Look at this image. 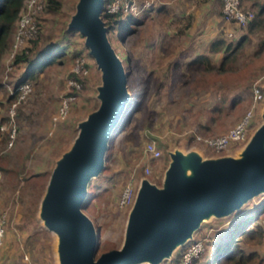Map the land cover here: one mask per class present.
<instances>
[{"label": "rangeland", "instance_id": "obj_1", "mask_svg": "<svg viewBox=\"0 0 264 264\" xmlns=\"http://www.w3.org/2000/svg\"><path fill=\"white\" fill-rule=\"evenodd\" d=\"M255 1L264 2L240 0V3L254 15ZM43 2L36 0L41 9L32 15L37 27L32 39L35 43L31 44L33 51L59 42L70 52L34 70L26 79L29 89L17 102L16 91L8 100L7 95L27 67L21 62L14 64L9 57L18 18L0 59V212L5 216L0 264H57L55 236L37 217L38 202L53 160L68 147L76 132V122L96 102L94 86L99 78L91 57H86L83 88L67 84L73 72L71 49L82 43L78 32L72 31L69 37L65 29L75 0H60L55 12L44 10ZM118 5L125 24L114 27L108 39L123 61L126 85L130 94L132 91L135 94L136 102L135 110L110 140L103 169L87 186L82 211L96 228L94 255L121 242L129 205L121 206L118 201L126 187L131 188L133 195L141 176L159 184L167 152L174 148L196 147L205 156L217 154L194 135L213 136L232 127L251 102L252 85L264 80V13L262 24L251 30L227 23L224 31L222 26L214 30V17L204 12V7H208L214 16L219 14L221 18L220 4L215 0H119ZM227 30L233 36L228 37ZM242 34L244 38L223 62V70H216L229 50L211 52L208 49L211 40L221 35L233 45ZM30 42H25L23 48L30 46ZM197 54L208 56L213 68L206 70L201 63L188 65ZM30 55L35 60L32 51ZM68 94L72 98L66 112L53 120L61 98ZM213 105L220 108L212 110ZM258 123L255 109L249 132ZM148 141H153L159 156L144 153ZM235 146L221 153L230 152ZM145 166L149 169L147 173ZM263 201L264 195L256 196L239 211L202 223L194 234L205 237V251L200 259L214 253V244L228 232L230 225ZM257 223L264 229V211L257 217ZM241 245L245 250L255 247L261 256L260 264H264V241L258 246ZM177 253L161 264H174Z\"/></svg>", "mask_w": 264, "mask_h": 264}, {"label": "water", "instance_id": "obj_2", "mask_svg": "<svg viewBox=\"0 0 264 264\" xmlns=\"http://www.w3.org/2000/svg\"><path fill=\"white\" fill-rule=\"evenodd\" d=\"M104 0H75L65 25L76 31L98 70L94 106L76 122L68 147L53 160L37 208L55 236L57 264H161L191 241L202 223L239 211L264 195V80L259 123L226 153L205 156L196 147L167 152L160 183L141 176L115 248L94 255L97 232L82 211L87 186L103 169L114 131L130 101L126 70L101 18Z\"/></svg>", "mask_w": 264, "mask_h": 264}, {"label": "trees", "instance_id": "obj_3", "mask_svg": "<svg viewBox=\"0 0 264 264\" xmlns=\"http://www.w3.org/2000/svg\"><path fill=\"white\" fill-rule=\"evenodd\" d=\"M110 0H104L103 8L101 11V18L104 22V24L108 28V33L114 28V27H124L123 24L125 19H121V9H117L116 11H108L106 8L107 2ZM23 0H0V59L4 51L6 50L8 46V37L9 34L16 23V20L18 18V11L22 5ZM255 7L257 6V9L255 11V14L253 17L248 21V23L245 25L247 29L251 30L256 26H259L263 22L262 14L264 13V2L258 3L254 2ZM61 2L60 0H44L43 6L44 10L46 11H57L60 7ZM243 28V27H240ZM75 32V31H73ZM72 31H68L66 34L69 36V33H73ZM65 36L67 37V35ZM70 37V36H69ZM68 37V38H69ZM244 38V35L242 34L240 37H238L233 45H231L230 41H225V39L218 35L217 37L213 38L211 42L209 43L208 49L211 52H219L221 49L224 51H228V55H225L226 57H223V59L217 64L215 67L216 70L221 71L223 70V62L225 59L233 54V51L237 48L240 41ZM35 42L31 40L30 46H26L25 48H22L18 50V52L15 54V56L12 58V62L14 64L16 63H24L26 67L23 75L21 78H19L13 85V91L7 95V100L10 99L14 95L15 87L21 83L22 81H25L28 76H30L34 70H39L42 65L46 64L48 61L53 60L54 57H58L60 54H65L67 51L70 52V50L66 49L64 45H60L59 42L49 43L46 44L43 48L40 49V51H33L34 46L31 47V44L33 45ZM72 50V57L73 59L79 55L86 57H89L87 54L86 48L83 46V43H81L80 47H75L73 45ZM31 51L37 56H35V60L30 55ZM40 52V53H39ZM39 53V54H38ZM38 54V55H37ZM87 62V60H86ZM196 63H201L204 67V69L209 70L213 68V65L210 63V59L208 56L204 54H197L195 55L189 62L188 65H195ZM85 68L87 64H84ZM70 77L76 80L79 83L80 89L83 88L85 83V78L83 75L76 74L74 72H70ZM2 88V84L0 83V89ZM75 91V89H73ZM77 90V89H76ZM69 94H74V92L69 91ZM135 94L133 91L130 94V101L127 105L126 112L124 116L122 117L121 123L114 131L116 133L121 126L125 123L127 120L129 114L135 110ZM0 105L2 103L0 102ZM220 107H216L213 105L212 110L218 109ZM113 133V134H114ZM264 211V201L251 213H249L246 216H241L236 221H234L230 227L228 228V232L223 235L219 241L214 244L212 254L208 258L200 259V255L204 253V243L205 240L203 235H197L202 239L203 249L198 254L197 257H195L190 263L188 264H260L261 263V256L258 253L257 249L255 247H249L248 249H244L242 247V243L246 245H252V246H258L264 241V229L262 228V225L257 223V217ZM221 241V242H220ZM177 260L176 258L173 260V263Z\"/></svg>", "mask_w": 264, "mask_h": 264}, {"label": "built area", "instance_id": "obj_4", "mask_svg": "<svg viewBox=\"0 0 264 264\" xmlns=\"http://www.w3.org/2000/svg\"><path fill=\"white\" fill-rule=\"evenodd\" d=\"M119 0H110L106 4L108 11H116L119 8ZM220 4V16L223 21L228 24H232L236 27H244L248 21L252 18L253 14L250 10L245 8L240 0H217ZM41 9V6L36 3V0H23L22 5L18 11V22L16 31L14 34V41L12 44L9 57L13 58L18 50L22 49L25 42L32 40L37 34V27L33 22L32 15ZM232 31H226L228 37L233 36ZM23 38H26L23 41ZM25 48V47H24ZM86 58L79 55L73 59L72 71L76 74L83 75L86 73L84 64ZM67 84L72 88H77L79 83L73 78L67 80ZM29 89L28 81H22L16 87L15 101L23 98L26 91ZM252 98L248 108L239 117L235 124L228 128L226 131L213 136H198L194 135L195 139H200L202 143L214 153H221L232 145H238L243 142L246 138L249 129L251 127V117L254 113L259 100L262 97V90L258 85L253 84L251 88ZM65 96V97H64ZM55 111L52 115V119H56L64 115L67 109V103L69 102L72 95H64ZM13 135V134H11ZM10 135V136H11ZM143 151L150 157L159 156V150L155 147L153 141H148L144 144ZM144 171H149L148 167H144ZM132 192L129 186L123 191L118 201L119 205H129L132 200ZM5 216L0 212V245L2 242V236L4 233ZM203 244L202 239L198 236H194L191 241L181 247L177 253V260L174 264H188L202 251Z\"/></svg>", "mask_w": 264, "mask_h": 264}, {"label": "crops", "instance_id": "obj_5", "mask_svg": "<svg viewBox=\"0 0 264 264\" xmlns=\"http://www.w3.org/2000/svg\"><path fill=\"white\" fill-rule=\"evenodd\" d=\"M215 1H217V0H215ZM217 3H219V1H217ZM252 4H254V2H252ZM251 4V6H253ZM208 6V5H207ZM205 9V13H206V15L209 17H214V20H215V22H216V25L214 26V30L215 29H217L219 26H222V30H226L227 29V23L225 22V21H223L218 15L219 14H217L216 16H214V14H212V12L208 9V7H204ZM182 10V9H181ZM204 14V13H203ZM201 15H202V13H201ZM197 22V21H196ZM194 23H195V21H194ZM218 30V29H217Z\"/></svg>", "mask_w": 264, "mask_h": 264}]
</instances>
